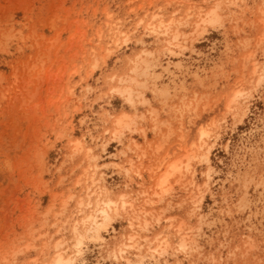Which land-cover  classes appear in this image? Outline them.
<instances>
[{"label": "rangeland", "instance_id": "obj_1", "mask_svg": "<svg viewBox=\"0 0 264 264\" xmlns=\"http://www.w3.org/2000/svg\"><path fill=\"white\" fill-rule=\"evenodd\" d=\"M97 193L76 264H264V0H0V264L73 254Z\"/></svg>", "mask_w": 264, "mask_h": 264}, {"label": "bare ground", "instance_id": "obj_2", "mask_svg": "<svg viewBox=\"0 0 264 264\" xmlns=\"http://www.w3.org/2000/svg\"><path fill=\"white\" fill-rule=\"evenodd\" d=\"M166 24H164L162 21H160V25L159 26H161V27L163 26L165 31H167V30L170 29V26L168 24L167 25ZM173 31H174V29H173ZM175 36H177V34L174 32L173 37H175ZM117 121L121 122L120 119H117ZM206 134H207V132H205L203 129H201L200 132H199V138H203V135H206ZM160 161L162 162V160H160ZM160 161H158V162H160ZM178 164L179 163H177L176 161H173L172 163L169 164L170 170L166 169L165 172L161 175V177H160V179H159V181L157 183L158 186L162 187L163 184L167 181L168 176L170 174H172L175 170L179 169V165ZM155 166H157V165L155 164ZM93 192H95V191L92 190V193ZM88 197H90V196H88ZM90 204H91V201L89 199L87 201V203H86V206H90ZM93 204H92V208H91L90 212L88 211L89 213L85 214V216L83 218H81V220L77 221L75 223V225L73 226V231H74V235H75V240H74L75 242L73 243V245L75 247L74 253L73 254L70 253L67 256H65L64 254H62V252L56 251L54 257L52 258V260L50 262V264H76V261H79L81 259L79 257V255L81 253L80 245L83 243V237L85 236V232L89 231V232H92L93 236L95 235V236L101 237L100 229L105 226V223H106L107 220L112 218V214L118 213L119 210L126 211V209H127V207H126L127 201L126 200L120 199L119 201H117L116 199L115 200L111 199L108 196L102 197V195H101V197H99L98 193H97V198L95 199V203L93 202ZM143 227H145V226H143ZM139 228H140V226H139ZM142 229H144V228H142ZM175 232H176V234H174L173 236H174L175 240H177L179 248L180 247L183 248L186 245V243H185V233L181 230L180 226H178L176 228ZM166 234H164L161 238H158V236H155L153 238V239H155L157 241L155 245H152V246L145 245L147 247L146 248V253H149V255L152 258H157V256L160 255L161 250L164 249L162 244L167 243V241H168V238H167ZM169 235H170V233H169ZM136 236H139V235H136ZM152 236H154V235H152ZM133 241H134V239H133ZM131 244H132V241H131ZM131 244L130 243L129 244H124V247H120L119 249L117 248L118 250L116 251V253H114L115 257L116 258H121L124 261L125 260L129 261V258L126 255H127V253L130 252L128 248L131 249V247H132ZM137 247H138V245H137ZM139 249L140 248L138 247L137 250H139ZM146 253L142 254L140 256V259L138 260L139 262L141 261V258L146 255ZM138 255H140V254H138ZM135 257H137V256H135ZM133 260H135V259H133ZM131 263H133V262H131Z\"/></svg>", "mask_w": 264, "mask_h": 264}]
</instances>
